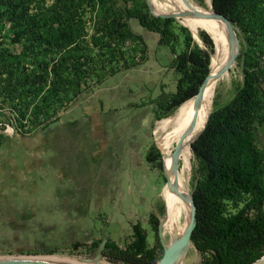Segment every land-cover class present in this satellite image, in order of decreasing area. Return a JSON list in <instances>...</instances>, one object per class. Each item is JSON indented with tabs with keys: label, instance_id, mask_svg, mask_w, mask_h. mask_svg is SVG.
<instances>
[{
	"label": "trees",
	"instance_id": "16d2710c",
	"mask_svg": "<svg viewBox=\"0 0 264 264\" xmlns=\"http://www.w3.org/2000/svg\"><path fill=\"white\" fill-rule=\"evenodd\" d=\"M121 1L0 0V108L10 111L17 131L48 126L84 93L145 64L148 46L132 20L173 55L176 90L152 101L156 120L195 98L210 73L211 37L201 31V45L177 20L153 16L146 0ZM212 6L237 30L243 82L229 101L215 104L207 126L188 135L196 160L192 244L202 264H254L264 256V152L255 133L264 125V0H212ZM4 140L0 134V146ZM147 161L162 171L156 146ZM159 223L154 214L148 218L153 246L139 220L124 247L112 241L103 257L113 264H158Z\"/></svg>",
	"mask_w": 264,
	"mask_h": 264
},
{
	"label": "crops",
	"instance_id": "0c3cea01",
	"mask_svg": "<svg viewBox=\"0 0 264 264\" xmlns=\"http://www.w3.org/2000/svg\"><path fill=\"white\" fill-rule=\"evenodd\" d=\"M128 72L134 75L137 68ZM122 74L110 80L121 81ZM128 81L103 83L84 93L34 133L17 131L10 111L0 108V134L5 136L0 146V204L13 218L37 219L39 205L47 204L52 215L67 221L70 235H78V230L84 234L90 229L92 220L107 219L109 225L108 207L126 221L127 229L156 209L162 192L154 186L157 170L147 161L156 98L151 97L148 79ZM255 133L264 152V125Z\"/></svg>",
	"mask_w": 264,
	"mask_h": 264
},
{
	"label": "rangeland",
	"instance_id": "374dc122",
	"mask_svg": "<svg viewBox=\"0 0 264 264\" xmlns=\"http://www.w3.org/2000/svg\"><path fill=\"white\" fill-rule=\"evenodd\" d=\"M120 2L122 5H124L121 0ZM173 2L177 4H183L182 0H173ZM188 2L201 8H205L206 6H208V8L212 10L211 0H188ZM151 3L153 10H155L156 12L161 9V7L158 6L153 0H151ZM177 22L184 27L186 26L183 22V19L177 20ZM131 26L133 30L138 34H141L146 41V44L148 46V61L142 66L138 67L137 72L134 75L130 74L129 76L128 73L130 72L123 71L121 72L123 73L121 76V81H118V79L116 78L112 80L109 79L105 82V84H122L123 82H125L124 85H126V83L129 82V78L139 83L141 80L148 79V81H150L149 85L151 90V97L157 98L160 95L159 93H162L164 89L166 90L164 92L167 93L175 92L177 79L174 75V72L170 68L173 55L168 49L158 48L159 36L157 34L151 33L141 28L138 22L135 20L131 21ZM200 32L201 31H199L196 35L193 33V35L195 37V40L202 45V42L199 38ZM241 50L242 46L239 52V56ZM230 56L231 54L229 52L228 57ZM239 56L237 62L232 65L228 73L217 80V90L211 113L214 110L215 104H224L229 101L234 96L237 88L243 82V64L239 60ZM124 75L126 76L123 77ZM96 89H98V87L92 88L89 91L91 92ZM176 111L172 115H174ZM172 115H170V117ZM170 117L162 120H155L152 125L150 149L153 146H156L161 151V154H164V151L160 147L159 142L163 137V132L159 131L158 128L160 122L168 120ZM42 128L44 127L30 129V133H34L38 130H41ZM5 130L11 133L9 129L4 128L3 131ZM175 148L176 146H172L170 149H168L172 160ZM188 151L186 153V156H183L184 154L181 150L180 158L178 161V170L181 175H183L184 182L186 183V188L190 192V195H192L196 182L194 172L196 168V160L194 158L193 152L191 151L190 145L188 146ZM185 159L187 164L186 167L184 164ZM155 169L157 170V174L155 176L156 181L154 183V186L157 187L156 189H158L159 192L161 191L163 193L162 189L165 186L163 170L161 171L157 168ZM162 193L158 197V202L155 206L156 209L153 208V210L148 214H143L144 211L142 209V206H138L139 213L141 215L143 214L142 219L144 220V226L149 233L150 246H153L155 244L157 238L155 236V233L152 232V230L148 226V216L154 213L159 218L160 222L163 221V219H165L163 222H166L169 216L168 214H166L165 217V203L162 197ZM47 206L48 205L45 204L44 208H41V206L39 205L40 212L38 213V218L30 220L22 219V217L13 218V215L8 212L7 208H4V205L0 204V260L52 258L66 261H81L82 259H89L94 257L93 251L89 252V250H87L85 246H77V249H75L74 245L81 243L90 244L92 243L93 239L98 241L100 239L99 233L102 228L100 223L101 221H98L97 219L88 222V225L90 226V229L92 228V231H90V229H87V231L85 230V233L83 234L84 229H80L77 231L78 235H70L67 221L58 220L54 214H51V211H49ZM106 214H108L111 218L108 225L109 228L107 234L111 236L112 241H116V243H118L121 247H124L128 238L132 234V229H127L125 227L126 221L120 219L119 213L113 212L110 207L106 208ZM183 222L184 218H182L178 224L182 225ZM164 225L165 224L163 223V226ZM170 239V233L166 236L164 235V241L166 244L170 243ZM56 249H59L57 253L46 254L48 251ZM202 260L203 258L201 253L198 252L193 244H191L181 264H202ZM102 264L113 263L108 261L107 258L103 257Z\"/></svg>",
	"mask_w": 264,
	"mask_h": 264
},
{
	"label": "bare ground",
	"instance_id": "6f19581e",
	"mask_svg": "<svg viewBox=\"0 0 264 264\" xmlns=\"http://www.w3.org/2000/svg\"><path fill=\"white\" fill-rule=\"evenodd\" d=\"M161 8L167 9L172 12L180 11H190L188 7L183 4L174 3L173 0H153ZM195 10L202 12L205 15H210L213 13V9L210 10L208 6L201 8L191 4ZM207 5V4H206ZM155 13H160L156 12ZM163 14V13H161ZM184 24L189 27L192 32L196 35L199 31H208L210 35L215 40V53L212 54L211 59V71L216 73L219 71L228 61L230 52L229 43L226 36L225 24L218 19L202 18L198 19L195 17H189L183 19ZM217 90V80H210L201 104L197 107L194 99H190L185 102L174 115H172L168 120L162 121L159 124V131L163 132V137L161 138L159 145L164 151V162L165 168L167 170L170 180H175V175L171 173V166L173 160L168 151L172 146L181 145V150L183 156H186L188 151L190 132L199 128L201 125H206L208 118L211 114L213 102ZM203 125V126H204ZM201 127L198 132L203 128ZM157 131V130H156ZM194 132V133H198ZM158 145V144H157ZM191 147V146H190ZM189 152V151H188ZM188 161V159H187ZM186 167V159H185ZM188 167V166H187ZM187 171V170H186ZM184 174V173H183ZM178 182H179V193L189 197L190 192L186 188V183L184 182L183 175L178 170ZM178 192L171 191L168 187L165 189V197L168 204V218L165 222L164 235L170 233L171 239L175 237H181L185 232L190 214V203L185 201ZM184 218L182 225H179V221ZM163 229V228H162ZM35 259V258H34ZM38 259V258H37ZM41 259V258H40ZM46 260H58L52 258H43Z\"/></svg>",
	"mask_w": 264,
	"mask_h": 264
},
{
	"label": "water",
	"instance_id": "95a60500",
	"mask_svg": "<svg viewBox=\"0 0 264 264\" xmlns=\"http://www.w3.org/2000/svg\"><path fill=\"white\" fill-rule=\"evenodd\" d=\"M184 5L190 9V11H180V12H172V13H155L152 7L151 0H146L147 5L149 7L150 13L155 16V17H161V18H173L175 20H181V19H186L189 17H195L198 19L202 18H209V19H218L222 21L225 24V31H226V36L227 40L229 43V47L231 49L232 55L226 62V64L216 73H212L211 71V64H210V73L206 77L204 83L200 87L198 94L195 96V104L198 107L202 100L203 96L206 90V87L209 83L210 80H219L221 77L226 75L229 71V69L232 67L234 63L237 62L239 52L241 49V43L240 39L238 37V33L232 22L227 19L225 16L218 14L217 12L214 11L213 6V13L210 15H205L202 12L195 10L192 5L188 2V0H182ZM212 3V0H211ZM186 27V26H185ZM188 28V27H187ZM191 33L193 34L192 30L188 28ZM206 32L212 39L215 47V40L214 38ZM194 37V35H193ZM195 39V37H194ZM215 53V52H214ZM213 56V55H212ZM212 59V58H211ZM211 116V114H210ZM209 116V118H210ZM208 118V121H209ZM207 121V123H208ZM207 126V124H206ZM205 126V128H206ZM204 128V130H205ZM202 131V133L204 132ZM201 133V134H202ZM201 134L198 136V138L201 136ZM197 138V139H198ZM196 139V140H197ZM195 140V141H196ZM181 145L176 146L174 153H173V164L171 166V173L174 174L175 180L172 181L170 180L168 173L165 168V162H164V154L162 153V170H163V177L165 179V187H168L171 191L173 192H178L179 193V182H178V167H179V158L181 154ZM180 194V193H179ZM181 197L185 201H189L190 203V216H189V222L187 225V228L183 235L181 237H175L170 241L169 244H166L164 241V234H163V223L162 221L159 224L158 228V233L160 237V242L163 247V255L161 259L158 261V264H181L183 258L185 257L190 245L192 244V236L195 231V228L197 226V207L195 205V202L193 200V195H190L189 197L184 196L180 194ZM101 230H100V241L98 242V245L94 251V257L89 258V259H82L81 261H66V260H46V259H1L0 264H102V259H103V252L106 250L107 244L112 243V240L110 239V235L107 234V228H108V220L104 219L103 221L101 220ZM254 264H264V256L255 262Z\"/></svg>",
	"mask_w": 264,
	"mask_h": 264
},
{
	"label": "flooded vegetation",
	"instance_id": "af4514ba",
	"mask_svg": "<svg viewBox=\"0 0 264 264\" xmlns=\"http://www.w3.org/2000/svg\"><path fill=\"white\" fill-rule=\"evenodd\" d=\"M99 241H100V239L98 241L95 240V239H93L92 243H90V244H85V243L75 244L74 245V248L77 249V246H81V247H84L85 246L87 250H90L91 249L93 251V254H94V251H95L96 248H93V243L99 242ZM106 249H107V247H106Z\"/></svg>",
	"mask_w": 264,
	"mask_h": 264
},
{
	"label": "built area",
	"instance_id": "2783aa9c",
	"mask_svg": "<svg viewBox=\"0 0 264 264\" xmlns=\"http://www.w3.org/2000/svg\"><path fill=\"white\" fill-rule=\"evenodd\" d=\"M263 61H264V58H263Z\"/></svg>",
	"mask_w": 264,
	"mask_h": 264
}]
</instances>
